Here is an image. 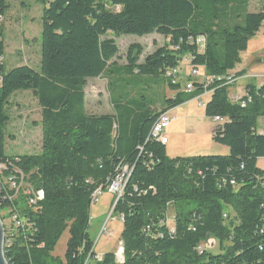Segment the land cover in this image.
<instances>
[{"label": "trees", "instance_id": "1", "mask_svg": "<svg viewBox=\"0 0 264 264\" xmlns=\"http://www.w3.org/2000/svg\"><path fill=\"white\" fill-rule=\"evenodd\" d=\"M9 1L0 0V217L8 264H264V169L257 166L264 157V83H247L234 100L218 80L234 72L262 26L264 0L254 11L249 0H37L44 6L37 69L4 63ZM153 33L164 44L143 61L138 43L129 45L125 64L114 61L118 46L108 34ZM185 59L205 74L190 92L167 76ZM100 77L111 111L90 113L84 88ZM161 84L176 91L161 111L206 86L204 114L223 118L211 139L228 154H166L150 133L161 111L146 94ZM16 91H30L40 107L36 153L6 152ZM125 165L128 178L113 200L121 259L114 252L98 259L88 233L93 194L107 192ZM65 231L64 254L55 255ZM209 237L218 252L200 249Z\"/></svg>", "mask_w": 264, "mask_h": 264}, {"label": "rangeland", "instance_id": "2", "mask_svg": "<svg viewBox=\"0 0 264 264\" xmlns=\"http://www.w3.org/2000/svg\"><path fill=\"white\" fill-rule=\"evenodd\" d=\"M263 0H249V10L254 11L262 7ZM43 4L37 0H10L4 13L3 41L4 63L6 67L26 64L37 69L39 66V42H40V16ZM113 37L118 46V55L114 61L119 64L126 63L127 49L130 44L138 43L143 52L139 61H143L145 55L152 53L157 47L164 44V37L158 34H150L139 37L137 35L123 34ZM264 22L259 31L248 39L247 49L242 54V64L248 67L246 76L238 78V86L245 83H264ZM183 61V60H182ZM185 62L183 61V64ZM246 71V69H245ZM254 75L262 76L255 79ZM131 77V76H130ZM245 84V85H246ZM148 85V84H147ZM146 90V94L156 102V111H161L162 101L168 98L170 89L167 85L152 86ZM233 87V86H232ZM85 107L90 113H106L111 111L107 80L104 77L91 79L85 87ZM235 92L236 89L231 90ZM209 94L203 97L206 102ZM196 102V101H195ZM190 104V114L185 113V108L179 106L170 113L177 120L171 122L166 129L169 143L166 147L169 157L193 156L198 154H228V148L212 141L208 129L215 122L204 114V107H197L196 103ZM9 106L10 120L6 127V152L8 154L36 153L41 145L40 107L36 98L30 91H16ZM258 128L263 130L264 119H258ZM166 145V144H165ZM257 166L264 169V157L257 160ZM114 196L104 192L98 201L92 204L90 209L91 219L88 233L94 242L96 254L114 252L118 259L121 254L120 232L121 220L113 214ZM7 212H1L6 217ZM68 232L65 231L58 240L53 254L63 256ZM211 252L219 251L216 239L209 237L203 244Z\"/></svg>", "mask_w": 264, "mask_h": 264}, {"label": "built area", "instance_id": "3", "mask_svg": "<svg viewBox=\"0 0 264 264\" xmlns=\"http://www.w3.org/2000/svg\"><path fill=\"white\" fill-rule=\"evenodd\" d=\"M200 68L190 66L189 74L187 78L184 81H182V84L180 82V79H181L180 64H178L177 66L173 67L170 71H168L167 76L171 77L172 82L180 84V89L182 91L190 92L194 90L195 82L199 84H202L205 82L204 71L200 72L199 70ZM253 77L255 79L262 78V76L260 75H254ZM238 78L239 76H237L236 73L232 72L228 75L220 76L218 80H220L223 85L225 86L227 85L229 86V88H231V86H233L237 82ZM203 88H204L203 91L193 98L196 100L198 107H202V106L204 107L205 102L203 101V97L209 94L210 92L209 90L206 89V86H204ZM239 95L240 94L238 92H233V95L231 97H233L234 100H236L239 97ZM173 118L174 117L170 115L169 111L164 110L160 112L156 121L152 125L151 132H150L152 137L163 145H165L168 142V139L166 136V129L169 126L170 122L173 120ZM212 120L215 122V124H219L223 121V118L220 116H214ZM1 168H2V165L0 164V169ZM128 175H129L128 166L126 165L122 166L120 168L119 173L111 180L110 184L107 186L106 191L112 194L114 197L118 198L123 190V187L128 178ZM101 194L102 193L100 190H96L94 192L93 194L94 203L98 201V198ZM4 235H5V228H4ZM204 248L205 246L200 247L201 250H203ZM96 255H97V258L99 259L100 258L99 255L98 254ZM86 262L87 261H85L84 264H87Z\"/></svg>", "mask_w": 264, "mask_h": 264}, {"label": "crops", "instance_id": "4", "mask_svg": "<svg viewBox=\"0 0 264 264\" xmlns=\"http://www.w3.org/2000/svg\"><path fill=\"white\" fill-rule=\"evenodd\" d=\"M243 54V53H242ZM242 54H241V62L236 66V68L234 69V73H237V72H239V71H241V70H244V74L243 75H241V76H239V78L240 77H242V76H246V74H247V68L248 67H246L245 65L246 64H242V61H243V59H242ZM183 61L185 62L184 64H183ZM181 63H180V75H181V79H180V82H181V84H182V81H184L186 78H187V76H188V74H189V69H190V66L188 65V63H187V60L185 59V60H183ZM261 62V61H260ZM245 69H246V71H245ZM200 70V72H203L204 71V69L203 68H200L199 69ZM101 78V77H100ZM92 79H95V78H92ZM89 80H91V79H88V81ZM87 81V82H88ZM246 84V83H245ZM245 84L244 85H240V86H238V84H237V82L233 85V87L231 86V88H229V90H234V89H236V91L235 92H239V91H241V89L245 86ZM86 87V86H85ZM85 89V88H84ZM85 91V90H84ZM175 93H176V91H174V90H170V94H168L169 96H168V98H171V97H173L174 95H175ZM196 100L195 99H188V100H186L185 102H183V103H181V104H179V105H177V106H175V107H172V108H169V109H167V111H169V113H172L174 110H176L179 106H182V105H184L183 107L185 108V113L186 114H190V104L192 103V102H195ZM196 103V106H197V102H195ZM206 103V102H205ZM198 107V106H197ZM162 108H163V106H162ZM199 108V107H198ZM174 118H173V120L171 121V122H175V120H177V118H176V116L174 115L173 116ZM212 119V118H211ZM171 122H170V124L169 125H171ZM216 125V124H215ZM214 125V126H215ZM214 126L212 127V128H210V129H208V131H209V135L211 136V134H212V130H213V128H214ZM260 133H262V130L260 131ZM168 143H169V139H168V142L166 143V145H165V149H166V147H167V145H168ZM166 154H167V150H166ZM100 255V254H99Z\"/></svg>", "mask_w": 264, "mask_h": 264}, {"label": "water", "instance_id": "5", "mask_svg": "<svg viewBox=\"0 0 264 264\" xmlns=\"http://www.w3.org/2000/svg\"><path fill=\"white\" fill-rule=\"evenodd\" d=\"M260 61H264V58L260 59ZM114 206V205H113ZM4 243H5V235H4V224L0 217V264H8L5 256H4ZM122 253V248H121ZM121 258V256L118 255Z\"/></svg>", "mask_w": 264, "mask_h": 264}, {"label": "bare ground", "instance_id": "6", "mask_svg": "<svg viewBox=\"0 0 264 264\" xmlns=\"http://www.w3.org/2000/svg\"><path fill=\"white\" fill-rule=\"evenodd\" d=\"M120 256H121V254H120Z\"/></svg>", "mask_w": 264, "mask_h": 264}]
</instances>
